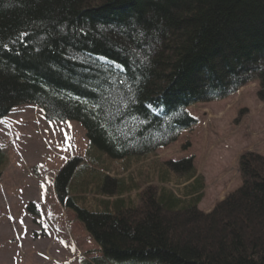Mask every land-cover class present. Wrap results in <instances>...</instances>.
I'll list each match as a JSON object with an SVG mask.
<instances>
[{"label": "trees", "instance_id": "trees-1", "mask_svg": "<svg viewBox=\"0 0 264 264\" xmlns=\"http://www.w3.org/2000/svg\"><path fill=\"white\" fill-rule=\"evenodd\" d=\"M251 80L264 101V0H0V120L34 104L115 159L155 155L197 123L191 105ZM76 161L55 187L100 246L96 264H264V155L240 157L242 184L210 212L190 159L158 179L181 176L195 197L105 177L116 199L94 211L70 195Z\"/></svg>", "mask_w": 264, "mask_h": 264}, {"label": "rangeland", "instance_id": "rangeland-1", "mask_svg": "<svg viewBox=\"0 0 264 264\" xmlns=\"http://www.w3.org/2000/svg\"><path fill=\"white\" fill-rule=\"evenodd\" d=\"M258 91L259 82L251 80L223 98L193 104L188 110L197 123L145 158H112L91 143L79 121L49 120L31 103L15 106L0 120V264H96L94 258L102 257L55 187L58 173L73 159L70 195L82 208L99 210L97 199H116L109 193L115 185L100 189L105 177L133 175L142 190L165 187L187 199L181 176L172 174L164 184L158 178L163 164L190 159L205 184L199 209L210 212L242 184L240 157L264 155V101Z\"/></svg>", "mask_w": 264, "mask_h": 264}, {"label": "crops", "instance_id": "crops-1", "mask_svg": "<svg viewBox=\"0 0 264 264\" xmlns=\"http://www.w3.org/2000/svg\"><path fill=\"white\" fill-rule=\"evenodd\" d=\"M115 185H116V184H115ZM196 195H197V193H195L193 196L195 197ZM188 197H190V198H191V197H192V195H189ZM199 206H200V205H199Z\"/></svg>", "mask_w": 264, "mask_h": 264}]
</instances>
